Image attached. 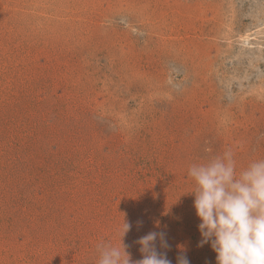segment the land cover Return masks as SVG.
Returning a JSON list of instances; mask_svg holds the SVG:
<instances>
[{"label":"rangeland","instance_id":"1","mask_svg":"<svg viewBox=\"0 0 264 264\" xmlns=\"http://www.w3.org/2000/svg\"><path fill=\"white\" fill-rule=\"evenodd\" d=\"M229 149L264 159V0H0V264H97L124 219L132 264H217L188 170Z\"/></svg>","mask_w":264,"mask_h":264},{"label":"clouds","instance_id":"2","mask_svg":"<svg viewBox=\"0 0 264 264\" xmlns=\"http://www.w3.org/2000/svg\"><path fill=\"white\" fill-rule=\"evenodd\" d=\"M188 176L195 182L190 194H195L194 207L201 221L199 246L210 242L217 264H264V159L253 160L237 172L229 149L206 163L192 164ZM130 229L124 219L119 229L121 245L97 246V264H132L123 243ZM158 238L161 247H168L163 232H150L137 241L143 258L134 264H172L166 253L157 251ZM177 264L190 261L180 255Z\"/></svg>","mask_w":264,"mask_h":264},{"label":"bare ground","instance_id":"3","mask_svg":"<svg viewBox=\"0 0 264 264\" xmlns=\"http://www.w3.org/2000/svg\"><path fill=\"white\" fill-rule=\"evenodd\" d=\"M249 38H250V36H249Z\"/></svg>","mask_w":264,"mask_h":264}]
</instances>
